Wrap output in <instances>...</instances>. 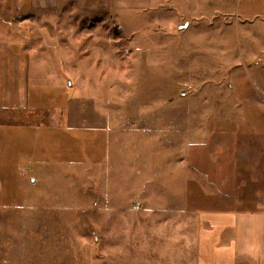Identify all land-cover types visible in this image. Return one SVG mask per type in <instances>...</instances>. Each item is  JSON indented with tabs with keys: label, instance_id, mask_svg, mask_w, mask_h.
Listing matches in <instances>:
<instances>
[{
	"label": "rangeland",
	"instance_id": "374dc122",
	"mask_svg": "<svg viewBox=\"0 0 264 264\" xmlns=\"http://www.w3.org/2000/svg\"><path fill=\"white\" fill-rule=\"evenodd\" d=\"M28 1L0 0L4 18L24 16ZM93 1H65L74 4L78 24L61 15L53 22L46 0L31 1L43 8H34V20L50 37L45 43L32 38L37 48L24 65L26 83L46 92L49 104L63 95L65 106L84 100L83 111L92 98L106 111H122L130 133L126 155L117 151L113 130L104 152L103 143L82 135L92 130L73 134L75 146L54 141L47 166L28 171L20 191L5 195L11 202L0 207V264H127L110 251L123 252L129 234L137 237L136 254L143 253L127 258L130 264H170L171 254L192 264V249L172 239L191 237L194 218L184 210L174 215L171 205L161 210L141 202L143 192L134 189L163 181L167 190L160 196L172 200L178 184L193 182L206 197H225L257 179L235 175L238 158L264 151V98L257 97L264 92V0H154L148 11L120 1L108 16L93 15ZM60 25H75L77 32ZM140 125L148 128V143L141 140L145 134L136 135ZM95 150L106 156L101 164ZM163 150L165 168L157 160Z\"/></svg>",
	"mask_w": 264,
	"mask_h": 264
},
{
	"label": "crops",
	"instance_id": "0c3cea01",
	"mask_svg": "<svg viewBox=\"0 0 264 264\" xmlns=\"http://www.w3.org/2000/svg\"><path fill=\"white\" fill-rule=\"evenodd\" d=\"M31 1L33 0L28 1L29 8L24 10V16L12 19L11 22L4 18L6 11L0 7V207L10 204L11 199L5 195L20 191V184L23 183L22 179L27 173L38 166L46 167L47 162L52 160L50 146L54 141L60 142L61 139L63 142V139H66L75 146L79 141L73 134H77L78 131L83 133L86 129L92 130V133L85 132L82 135L92 137L94 145L96 142L103 143L105 145L104 152L108 141L111 142L110 131L113 130L117 151H122L125 156L124 150H126L130 134L124 126V120L128 117L122 111L111 108L106 111L94 98L90 99L88 105L85 103L87 110L83 111V108L79 106L84 105L82 104L84 100L74 101L77 106H65L62 102L63 95L59 96L54 105L49 104L46 102L48 99L46 92L39 94L34 91L32 85L26 83L27 73H25L24 65L29 62L30 49L37 48L36 44H32V38L34 42L38 38L45 43L44 41H48L50 37L46 26L39 25V21L34 20V17L38 15L34 8H43L32 6ZM58 1H63L65 5H58ZM65 1L46 0L43 5L46 10L45 15H47V10H51L49 13L52 16L51 21L54 17L61 15L71 18V21L78 24L76 21L79 19L73 18L74 7L72 8V6L74 4L71 3L73 1L70 3ZM85 1L87 0H77L80 4ZM120 1H123L124 4L122 5ZM93 2L98 5H94L96 10H93L92 14L106 16L107 9L116 10L118 8V2H120V6H127L129 9H147L148 11L154 0H110V8L103 7L104 0H94ZM12 17L14 16L12 15ZM31 18L34 24H31ZM49 27L50 31H54L52 25ZM60 27L61 30L77 32L75 25L74 28L72 25L68 27L60 25ZM81 29L85 30L83 26L79 28V30ZM38 31L43 32V35L38 36ZM41 46L44 47V44ZM27 49L29 50L27 51ZM38 96H41L45 102H42L41 99L38 101ZM147 133L148 128L146 131L142 125L136 131V135L145 134L141 140H147L148 143L150 139ZM229 139L226 137V141H222L219 146L227 144ZM262 142L260 139L258 144H262ZM163 153L164 150L160 156L158 155L157 160L163 161L161 166L165 168ZM101 154L95 150L96 164H101L106 160V156H101ZM53 156L58 155L54 154ZM60 156L63 159H69L65 154H60ZM194 158L193 154L189 159L191 161L195 160ZM177 161L179 165V158ZM168 165L170 166V164ZM180 166L182 165L180 164ZM236 167V177L254 175L257 179L247 181L243 193L235 194L233 191L231 196L206 197L200 187L193 182L190 183V187L186 183L187 188L183 189L181 184H178L177 199L174 197L172 200L170 198L163 200L160 196L167 190L163 181L160 185L149 184L148 187L136 186L134 189L143 192L141 202H154L161 207V210H165V207L171 205L174 215L181 214L184 210L194 218L196 230L191 237L184 236L182 238L180 234L176 233L172 239V245L184 242L192 249V264H264V151H260L254 157L250 154L241 156L236 160ZM157 170V167L151 170L156 183L159 182ZM211 175L215 176L212 173ZM229 188L230 185H228ZM141 205L143 204L141 203ZM129 235L130 237H128ZM129 235H125L126 242L123 252L118 250L120 249L118 247L115 248L116 251H110V254H114L116 257L123 255L127 264H130L127 258L136 254L132 242L137 237ZM141 238L148 240V235L144 234ZM168 241L170 242V240ZM140 254L143 253L138 252L136 256H142ZM174 255L171 254L172 257L169 258L170 264H180ZM161 257H163V251Z\"/></svg>",
	"mask_w": 264,
	"mask_h": 264
},
{
	"label": "built area",
	"instance_id": "2783aa9c",
	"mask_svg": "<svg viewBox=\"0 0 264 264\" xmlns=\"http://www.w3.org/2000/svg\"><path fill=\"white\" fill-rule=\"evenodd\" d=\"M257 97L262 100L264 98V92L262 94H258Z\"/></svg>",
	"mask_w": 264,
	"mask_h": 264
},
{
	"label": "water",
	"instance_id": "95a60500",
	"mask_svg": "<svg viewBox=\"0 0 264 264\" xmlns=\"http://www.w3.org/2000/svg\"><path fill=\"white\" fill-rule=\"evenodd\" d=\"M70 82H68V84H69Z\"/></svg>",
	"mask_w": 264,
	"mask_h": 264
}]
</instances>
